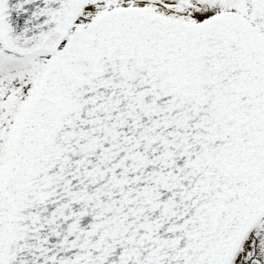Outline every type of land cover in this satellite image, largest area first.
<instances>
[{"label": "snow or ice", "instance_id": "6c2138e0", "mask_svg": "<svg viewBox=\"0 0 264 264\" xmlns=\"http://www.w3.org/2000/svg\"><path fill=\"white\" fill-rule=\"evenodd\" d=\"M0 264H264V0H0Z\"/></svg>", "mask_w": 264, "mask_h": 264}]
</instances>
